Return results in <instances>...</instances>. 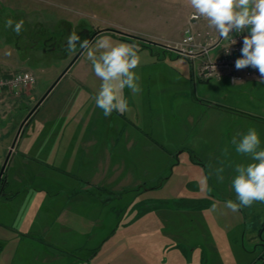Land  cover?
<instances>
[{"label": "rangeland", "instance_id": "rangeland-1", "mask_svg": "<svg viewBox=\"0 0 264 264\" xmlns=\"http://www.w3.org/2000/svg\"><path fill=\"white\" fill-rule=\"evenodd\" d=\"M190 17L191 9L186 0H0V74L10 77L19 71H30L36 76L35 85H28L19 95L7 89L0 92V171L23 120L81 50L79 46L75 54L67 50V38L73 31L81 40H89L93 34L108 29L95 36L90 45H94L95 39L103 34L111 35L116 41L136 43L141 63L135 71L140 77L141 91L133 94L125 88L124 95L126 98L132 95L135 105L143 109L140 124L144 126V115L149 109L151 113L156 111L158 125H168L173 131L183 132L180 135L182 140L186 132L184 114L189 105L194 106L190 100L195 103L201 99L213 100L220 95L216 80L207 84L195 80V87L192 71L196 69L197 73L199 66L216 56L227 44L208 28L206 21L190 19L189 22ZM8 19L24 21L19 35L5 27ZM189 28L201 35L200 41L204 38L203 44L210 48V57L202 55L192 60L168 49V45L180 42ZM217 42L219 44L213 47ZM76 65L78 67L42 104L38 114L45 113L49 102L59 95L72 77H76L89 85L91 91L81 87L87 98L85 102L80 101L72 112L75 110L76 114L78 110L80 118L86 120L89 115L91 121H99V116L103 115L101 110L89 111L85 116L88 107L95 103L92 97L100 85V80L91 71L87 50L82 52ZM78 71H82V75H77ZM258 88H261L259 94L264 99V84ZM187 94L191 98L183 101ZM24 95L34 99H26ZM115 113L112 114L114 124L119 126L118 117H126L127 112L123 115ZM63 123L69 128L76 126L75 118L69 117ZM35 127V122L24 127L15 144L19 154H11L0 181V264H25L26 257L33 260L38 253H44L38 246L33 247L31 242L25 241L28 237L24 234L38 205L27 206L29 197L38 198L39 195L32 187L34 179L29 174V179L24 176L22 182L29 183L26 187L16 180V177L22 178L25 171L20 155ZM151 133L152 130L149 136ZM191 157L187 155L186 165L176 169L172 182L186 178L191 190L193 182L190 181L196 180L202 194L195 192L193 200L188 202L170 199L169 182L154 187L161 186L157 192L139 198L137 190L119 194L113 191L109 200L112 217L107 216L108 211L104 217L111 227L97 231L88 244L93 246L87 252L93 256L90 264H105L109 257H113V264H261L259 257L264 258V203L256 202L235 213L227 209L225 201L229 199L225 198L228 195L215 187V182L223 187L227 182L220 183L215 175L209 176L212 169L199 164L194 154ZM159 160L162 164L159 167L162 175L159 176L163 181L169 177L171 165L167 164L166 157L161 156ZM205 176H208L207 187L201 184ZM6 180L10 184L5 187ZM45 181L39 179L35 184L47 186ZM120 181L118 185L116 182L109 185L118 188ZM150 182L147 184L153 188ZM11 190L21 192L15 201L3 197ZM98 213L97 208L92 210L88 219ZM106 235L113 240L111 248L109 243L106 247H99Z\"/></svg>", "mask_w": 264, "mask_h": 264}, {"label": "crops", "instance_id": "crops-1", "mask_svg": "<svg viewBox=\"0 0 264 264\" xmlns=\"http://www.w3.org/2000/svg\"><path fill=\"white\" fill-rule=\"evenodd\" d=\"M188 21L190 22V18ZM202 40L204 43V38ZM199 57L201 56L195 59ZM77 61L43 103L62 80L78 67ZM82 73L78 71L77 75ZM2 74L0 76H8ZM192 76L195 87H197L195 80L204 84L216 80L220 95L213 100L201 99L195 103L189 99L190 104L194 106L189 105L184 114L186 123L183 125L186 132L182 140L180 135H183V132L173 131L168 125L164 127L158 125L159 116L156 111L151 113L149 109L144 115V126L140 124L143 121V109L140 110L135 105L132 95L127 96L130 110L126 117H118L119 126L114 124L113 115L109 117L101 115L99 121H91L87 113L100 110L95 103L85 111L88 119L80 118L81 113L76 110L75 114V110L73 112L72 110L80 101L85 102L87 98L81 87L85 86L87 91H91V88L76 77H72L63 86L59 95L49 102L45 113L38 114L43 103L38 107L24 125L25 127L35 122L36 127L28 135L25 150L20 155L25 171L21 175L22 178L16 177V180L26 187L29 183L22 182L23 177L29 179V174L34 179L32 187L39 195L38 198L29 197L30 202L27 201V206H34L36 203L38 205L27 228L28 231L24 234L28 237L25 241L31 242L33 247L38 246L44 253H38L33 260L25 256V264H90L93 256L87 252L91 251L93 246L90 247L88 244H91L97 231L111 227L107 225L104 217L107 211V216L112 217L113 210L109 200L113 191L119 194L137 190L139 198L157 192L162 185L169 182L168 197L188 202L193 200L195 192L202 194L201 187L197 185L198 181H190L193 182L191 190L188 188L186 178H180L176 183L172 182L176 169L182 164L186 165L187 155L192 156V159L194 154L199 164L204 167L211 165L212 169L219 166L220 160H225V164L228 161L246 163L247 159L235 153L230 141L233 136L244 133L249 128H255L260 133L261 146L264 147V99L262 94H259L261 88L258 87L261 84L257 83L258 79L243 83H232L227 77L205 80L197 76L196 69H193ZM230 95L231 99L228 100ZM24 98L34 99L26 96ZM183 98L184 101L191 97L187 94ZM149 114H152L151 117ZM36 116L37 120H34ZM68 116L75 118V127L69 128L63 123ZM226 147L229 150L227 158L222 152ZM17 150L14 147L13 152L16 154ZM161 156L168 158L167 164L171 165V173L163 181L159 176L162 175L159 168L162 166L159 160ZM233 175L231 168L226 167L224 181L227 185L223 187L215 182V187L228 195L225 199L235 200V193L231 187ZM39 179L46 180L47 186H36L35 183ZM119 181L121 184L118 188L109 185L114 182L118 185ZM148 182L153 183V188L148 186ZM7 184L10 183L6 180L5 187ZM157 185L161 186L158 189L154 188ZM207 191L209 192V189ZM7 194L8 196L3 197L15 201L21 192L11 190ZM187 207L185 206L186 209ZM96 208L99 213L88 219L89 213ZM105 237L99 247H106L109 243L111 248L113 240L107 235ZM82 251H85L84 254H81ZM112 258L109 257L105 264H113Z\"/></svg>", "mask_w": 264, "mask_h": 264}, {"label": "clouds", "instance_id": "clouds-1", "mask_svg": "<svg viewBox=\"0 0 264 264\" xmlns=\"http://www.w3.org/2000/svg\"><path fill=\"white\" fill-rule=\"evenodd\" d=\"M191 9L192 20L203 19L209 29L214 30L220 39L237 43L233 34L242 35L240 56L235 60V68L242 70L251 67L258 71V84H264V0H186ZM24 21L8 19L5 27L12 29L19 35ZM246 33V34H245ZM188 39H191L189 37ZM87 50V60L90 62L92 73L100 80L98 91L92 97L95 106L104 117L113 112L121 115L130 110L129 101L124 95L125 88L133 94L141 91L140 77L135 71L141 63L139 46L136 43L113 40L109 34H103L95 39L94 45L89 40H81L76 32L67 38V50L75 54L77 47ZM230 47L227 51H229ZM230 54V53H229ZM216 70V69H215ZM17 81L35 85V78L31 74L17 76ZM0 81V85L4 84ZM16 95H19L18 85ZM238 156L245 157L247 162L234 163L219 161V166L212 169L209 175H215L216 180L223 183L225 169L231 168L234 175L231 187L235 193V200L225 201V207L232 212L242 208H250L254 203H264V147L260 133L255 128H249L244 133L232 137L230 141ZM223 155L227 158L229 150L224 148ZM208 176L201 184L207 187ZM215 207V205H213Z\"/></svg>", "mask_w": 264, "mask_h": 264}, {"label": "built area", "instance_id": "built-area-1", "mask_svg": "<svg viewBox=\"0 0 264 264\" xmlns=\"http://www.w3.org/2000/svg\"><path fill=\"white\" fill-rule=\"evenodd\" d=\"M239 35L240 34H233V37L237 40L236 44L232 45L230 41H227L226 46L221 49V52H219L212 59L204 62L198 68L196 74L200 79L210 80L213 78L227 77L232 83H243L248 80L259 78L260 74L258 71L251 67H247L242 70H237L235 68V60L240 56V49L242 47V35ZM200 36L201 35L199 33H196L194 30H192V28H189L186 29L180 42L174 45H168L167 47L169 50H174L179 55L191 58L192 60L202 55H208V57H210V48L200 41ZM189 37H191V39H188ZM221 40L219 41L220 43ZM219 42H217V44L213 47L217 46ZM229 47L230 49L227 51ZM25 74H31V76L35 78L36 82V76L32 72L19 71L10 77H0V81L5 82L4 84L0 85V92L7 89L10 92L16 94L17 87H14V85H18L19 92H21V90L26 88L28 85H32L30 80L28 82L16 80L17 76L23 77Z\"/></svg>", "mask_w": 264, "mask_h": 264}, {"label": "water", "instance_id": "water-1", "mask_svg": "<svg viewBox=\"0 0 264 264\" xmlns=\"http://www.w3.org/2000/svg\"><path fill=\"white\" fill-rule=\"evenodd\" d=\"M108 29H105V30H102V31H99L95 34H93L90 39H89V42H91L95 36H97L98 34L102 33L103 31H107ZM85 49H81L76 55L75 57L71 60V62L68 64V66L64 69V71L59 75V77L54 81V83L49 87V89L45 92V94L40 98V100L36 103V105L33 107V109L28 113L27 117L23 120L22 124L20 125L19 127V130H18V133L12 143V147L11 149L8 151V154H7V157L5 159V162L1 168V171H0V181H1V178L3 177L4 175V172H5V169H6V166L8 164V161H9V158L13 152V149L15 147V144L23 130V127L24 125L26 124V122L30 119V117L34 114V112L38 109V107L43 103V101L48 97V95L51 93V91L55 88V86L59 83V81L65 76V74L68 72V70L72 67V65L79 59L80 55L82 54V52L84 51ZM1 196V195H0Z\"/></svg>", "mask_w": 264, "mask_h": 264}, {"label": "trees", "instance_id": "trees-1", "mask_svg": "<svg viewBox=\"0 0 264 264\" xmlns=\"http://www.w3.org/2000/svg\"><path fill=\"white\" fill-rule=\"evenodd\" d=\"M147 47H150V45L147 46ZM3 180H4V179H3ZM5 182H6V181H5ZM5 182H4V183H5ZM5 198H7V197H5ZM259 258H260V260L262 261L261 264H264V258H263L262 256H260Z\"/></svg>", "mask_w": 264, "mask_h": 264}, {"label": "flooded vegetation", "instance_id": "flooded-vegetation-1", "mask_svg": "<svg viewBox=\"0 0 264 264\" xmlns=\"http://www.w3.org/2000/svg\"><path fill=\"white\" fill-rule=\"evenodd\" d=\"M2 194V193H1Z\"/></svg>", "mask_w": 264, "mask_h": 264}]
</instances>
